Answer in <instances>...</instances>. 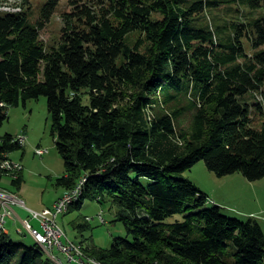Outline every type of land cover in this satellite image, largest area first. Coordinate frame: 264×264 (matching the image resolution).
I'll use <instances>...</instances> for the list:
<instances>
[{
  "label": "trees",
  "instance_id": "trees-1",
  "mask_svg": "<svg viewBox=\"0 0 264 264\" xmlns=\"http://www.w3.org/2000/svg\"><path fill=\"white\" fill-rule=\"evenodd\" d=\"M67 1L48 47L41 30L60 0H47L35 23L0 5V126L11 106L46 96L65 166L56 185L86 178L67 210L86 199L119 207L127 237L110 248L82 240L84 258L264 264L260 222L224 214L183 176L203 160L219 177L264 178V0ZM221 6L239 18L216 22ZM14 138L0 137V160L24 147ZM23 181L22 171L12 178ZM0 264L59 263L38 242L0 232Z\"/></svg>",
  "mask_w": 264,
  "mask_h": 264
},
{
  "label": "rangeland",
  "instance_id": "rangeland-1",
  "mask_svg": "<svg viewBox=\"0 0 264 264\" xmlns=\"http://www.w3.org/2000/svg\"><path fill=\"white\" fill-rule=\"evenodd\" d=\"M46 1L29 0L24 4L21 0H0V5H3L1 6L3 10H13L15 7L28 12L31 21L35 23L39 20L41 8ZM231 4L235 7L238 5L237 2H231ZM240 6L251 9L249 4L248 6L240 4ZM220 8L211 11V17L216 22L223 23L227 18L229 20L239 18V14L232 13L228 7L221 6ZM70 10L68 1L60 0L50 21L41 30V39L47 47L59 41L63 27L62 13ZM247 47L250 49V44H247ZM257 100L260 101L259 98ZM8 112L9 118L0 126V137L5 134L17 137L24 133L26 137L25 144L22 145L24 147L9 152L12 159L20 160L24 169V181L20 187L14 186L10 178H6L2 183L15 196L19 198L21 196L22 199L26 197L29 205L34 208L51 205L62 189L56 185V178L64 174L65 166L52 134L48 99L46 96L38 100L31 99L26 104L11 106ZM255 120L258 121V115H255ZM182 123L187 126V118ZM37 148L45 152L39 155L36 153ZM183 176L194 182L202 192L208 194L209 202L213 199L217 201V205L222 207L224 214L243 221L255 218L264 229V178L250 181L238 172L219 177L208 169L203 160L185 171ZM213 203L208 205L213 206ZM119 211V207L112 205L111 202L101 203L97 200L86 199L81 208H77L74 204L71 205L66 213L59 216L58 221L67 235L78 245H81L78 241L84 240L86 245L90 243L101 248H110L115 238L128 235L123 221L119 220ZM100 214H103L105 221L99 217ZM28 219L32 226L39 227L37 220L31 219V216ZM14 221L12 216L6 219V228L11 231L13 240L26 245H34L36 240L24 222L19 219ZM80 223L85 224L86 228L77 227ZM64 260L66 264H72L67 261L66 256Z\"/></svg>",
  "mask_w": 264,
  "mask_h": 264
},
{
  "label": "built area",
  "instance_id": "built-area-1",
  "mask_svg": "<svg viewBox=\"0 0 264 264\" xmlns=\"http://www.w3.org/2000/svg\"><path fill=\"white\" fill-rule=\"evenodd\" d=\"M17 139H25L23 134L15 137ZM45 151L40 148L36 149V153L42 155ZM18 161L5 156L2 158V164H5L6 170L12 166H17ZM74 195H66L57 199L52 206L46 209L36 210L28 208L25 203L20 199H14L10 195L0 193V232L8 233L6 228V219L8 216H12L13 205L18 204L26 208L29 212L31 219H35L39 222V228H35L30 223L29 219H25L23 222L34 236L37 242L44 244V247L54 254L55 249L66 255L70 262H77L79 264H90L83 257V253L75 252V242H73L68 236L66 231L60 226L58 218L63 215V209L65 206V201L67 199H72ZM214 202V201H212ZM99 217L104 220L103 214ZM60 264L61 261H60Z\"/></svg>",
  "mask_w": 264,
  "mask_h": 264
},
{
  "label": "bare ground",
  "instance_id": "bare-ground-1",
  "mask_svg": "<svg viewBox=\"0 0 264 264\" xmlns=\"http://www.w3.org/2000/svg\"><path fill=\"white\" fill-rule=\"evenodd\" d=\"M20 8H15L13 9V11H18ZM14 141L19 143L20 145H24L25 144V139H17V138H14ZM8 156V155H6ZM23 170V166L22 164L18 161L17 163V166H12L11 168H8V170H6V166L5 164H2V159L0 160V177L1 176H5V175H8V176H11L12 178H15L17 179L19 177V174L21 173V171ZM86 181V178H83L81 180V182L75 186V188L71 189V190H67L61 197H64L66 195H74L72 199H67L65 201V206H64V209H63V212H66L69 205L72 204V203H76L79 198L81 197L82 195V192H83V189H84V183ZM0 193L1 194H6V195H10L11 197H13L14 199H20L22 200L21 198L17 197V195L15 196L14 194L10 193V192H7V191H3L0 189ZM60 199V198H58ZM23 203L24 200H22ZM47 208V207H46ZM44 208V209H46ZM90 219V218H89ZM39 244H41L42 246H44V244L38 242ZM81 246L82 245H78L75 243V252L76 253H82V250H81ZM83 247V246H82ZM45 248V247H44ZM46 249V248H45ZM47 251H49L48 249H46ZM84 251V250H83ZM87 256V255H86ZM91 258V257H90ZM86 259V258H85ZM86 261L90 264H101L99 263V261H95V260H92V259H86ZM60 264V263H59Z\"/></svg>",
  "mask_w": 264,
  "mask_h": 264
},
{
  "label": "crops",
  "instance_id": "crops-1",
  "mask_svg": "<svg viewBox=\"0 0 264 264\" xmlns=\"http://www.w3.org/2000/svg\"><path fill=\"white\" fill-rule=\"evenodd\" d=\"M9 157H10V154L8 153L7 154ZM11 158V157H10ZM20 161V160H19ZM24 170V169H23ZM23 170H22V175H23ZM6 178H10V182L12 183V177L11 176H8V175H5V176H3L1 179H0V189L1 190H3V191H7V192H10L9 190H8V188L5 186V185H3V180H5ZM58 187H60V186H58ZM60 188H62V189H60V191H59V193H58V195L53 199V201L51 202V205H45V206H43L42 208H34V207H32V206H30L29 205V203H28V199H26V197H24V199H22V197L20 196V198L22 199V200H24V202H25V204L27 205V207L28 208H31V209H36V210H41V209H44V208H46V207H50V206H52V204L58 199V198H60L63 194H64V192L66 191L63 187H60ZM212 201H214L216 204H218L217 203V201H215L214 199L212 200ZM13 211H14V213H13V215H12V217L15 219V221H16V219H19V220H21L22 222L25 220V219H28L29 218V212H28V210L26 209V208H24L23 206H21V205H18V204H15V205H13ZM68 211V210H67ZM63 213H66V212H63ZM14 221V222H15ZM38 224H39V222H38ZM24 225V224H23ZM39 228V227H38ZM8 234H10L11 235V237H13L12 236V234H11V231L8 229ZM69 237V236H68ZM70 238V237H69ZM71 239V238H70ZM82 241V240H81ZM81 241H78V242H81ZM37 242V241H36ZM41 245V244H40ZM44 247V246H43ZM54 259H56L58 262H60V260H59V258L62 260V262H64V264H66L65 262V260H64V255L63 254H61L58 250H56V251H54V254L55 255H53V253L52 252H50V251H47ZM64 256V257H63ZM59 257V258H58ZM68 261V260H67ZM69 262V261H68ZM67 262V263H68ZM73 264V263H72Z\"/></svg>",
  "mask_w": 264,
  "mask_h": 264
},
{
  "label": "flooded vegetation",
  "instance_id": "flooded-vegetation-1",
  "mask_svg": "<svg viewBox=\"0 0 264 264\" xmlns=\"http://www.w3.org/2000/svg\"><path fill=\"white\" fill-rule=\"evenodd\" d=\"M3 176L0 177V179L2 178Z\"/></svg>",
  "mask_w": 264,
  "mask_h": 264
}]
</instances>
